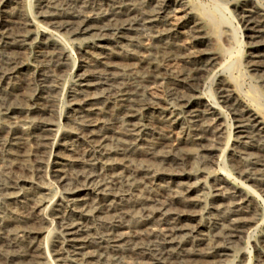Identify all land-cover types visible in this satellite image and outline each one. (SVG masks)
<instances>
[{"label":"bare ground","instance_id":"bare-ground-1","mask_svg":"<svg viewBox=\"0 0 264 264\" xmlns=\"http://www.w3.org/2000/svg\"><path fill=\"white\" fill-rule=\"evenodd\" d=\"M39 6L48 27L29 0H0V264H251L245 248L264 225V110L238 80L264 92V0H235L245 38L237 66L230 18L191 0ZM57 32L85 44L53 202L43 180L63 75L75 69ZM172 54L179 70L163 64ZM226 151L229 172L255 190L217 174ZM253 247L264 264V231Z\"/></svg>","mask_w":264,"mask_h":264},{"label":"rangeland","instance_id":"rangeland-1","mask_svg":"<svg viewBox=\"0 0 264 264\" xmlns=\"http://www.w3.org/2000/svg\"><path fill=\"white\" fill-rule=\"evenodd\" d=\"M224 1H225V4H227V6H228V11L224 10L223 9L224 7H218V10H214V7L216 5H215V3L212 0H191V2L193 4L206 6L207 8L214 10L215 13H216V15H217V17H219V12H220L219 10H221V13H223L227 18H230L229 20L231 21V25L227 26V28L229 30L236 29L237 30V39L236 40L238 42H241L242 43V44H240V46H238L237 43L234 42V40L232 41V42H234L233 43L234 44V50H233V52L235 54L233 56L232 60L233 61H236V65L235 66H237V64H239V61L241 60V57L243 56V54L245 52V50H244L245 49V45L243 44L244 41H245L244 40L245 38H244L243 29H242V27H241V25L239 23V20L237 18L235 19V16L236 15L234 13L231 14V12L234 9L235 0H224ZM29 6L31 7V16L33 17V19L37 23H39L40 25H44L45 27H48L49 25L48 24H45L44 22H41L42 20L39 18V15H40V13H39V7H40L39 6V0H29ZM46 25H48V26H46ZM57 33L59 35V40H61V42L64 43V46H66L69 49V52L71 53V60H72V63H73V67H75V69H74V71L72 69L71 71H69V72H67L66 74L63 75V80H62L63 90H62V94H61V97H60V101H59L58 107H57V111L59 113V119H60L59 120L60 130H59L58 138L57 137L55 138V145L53 147H51L52 148L50 150V154H51L50 157H51V159H50V162L48 163V167L46 169V173H45V177H44L45 180H43L44 181L43 187L47 191L49 190L48 192H50V193L52 192L51 194L54 196L53 199H52L53 202L54 201H57L59 199V197L61 196L60 188H58L59 186L55 182L54 176H53V162H54V159H55L54 154H56L55 151L56 152L58 151V147H59L58 145H59L60 141L62 140L63 134L65 133V130H66V127H65V125H66V119L69 116V112H70L69 105H68V102H67V98H68L69 92L71 91V89L77 83V79H78L77 76L79 74L78 69H79V67L82 64V62H81L82 61V57H81L79 51H80V49H83L84 48V44H85L84 42L81 41V39H78L77 37H72L69 34H65L64 32H57ZM27 53H26V59H27L28 64L32 67V70L30 71L31 72V75H32V72L38 70V68L36 66L40 64V60H38L39 59V54H36V53H38V51L35 50V49H33V48L29 49ZM1 54L3 55L4 53L2 52ZM29 55H31V56H29ZM163 64H164V66H166V67L168 66L169 69H173V70H179L183 66L182 59L177 54H172L169 57V59H167L166 61L165 60L163 61ZM234 73H235L236 76L239 75L238 71L235 70V69H234ZM33 75H34V73H33ZM239 76H238L239 79H240V80H238L239 81V84L243 87V89L245 91L247 89L246 92L248 94L252 95L251 98L254 100V103H256L257 105L260 104V103L262 104L261 107L259 105L258 106L261 109L264 110V105H263L264 104V92L261 91L258 88L259 85L256 82L251 81V79H249V78L247 79V77H245V75H241L240 74ZM241 78H243V79H241ZM252 84H254V86ZM213 91H214V82L210 81L209 84H208V87L205 90V95L207 96V98L211 99L212 101H214V98L212 97ZM251 92H253V93H251ZM256 92H257V94L260 97L256 94ZM253 96H255L256 98L253 97ZM33 116H35V115H32V118L33 119H36L35 118L36 116L35 117H33ZM225 116L227 117V125L230 128V126L232 124V119H231V117L227 113H225ZM2 121L3 120L0 117V123H2ZM31 142L34 143V140H29V145L32 144ZM33 145L34 144H32L31 146H33ZM228 153H229V151H226V153L222 156L221 161H220V168L225 169L227 172L230 171V169L227 167V157H228ZM220 168L216 170L217 174H219V175H222V174L223 175H226L227 178H229L232 182H234L235 184H237L241 188L245 189L246 191H248V190L253 191L254 188L251 187V184L250 183L248 184V182H246V181H243V180H240V179L238 180V178H236L230 172L229 173L231 174V176H228L222 170H220ZM35 181H37V179H35ZM54 190L55 191L57 190V191L55 192ZM257 199L259 201V204L261 205V208L264 211V200L262 198H260L258 195H257ZM4 207L6 208V206L3 203H1L0 204V209H1L0 211H3ZM263 231H264V225H261L253 233V235L251 237V241L249 242V244L245 248V257L251 262V264H255L256 263V257H255L256 256V253H255V250H254L253 245H254L255 241L259 240V238L262 237ZM240 258H241V256H239V257L236 258V263L238 261H240Z\"/></svg>","mask_w":264,"mask_h":264}]
</instances>
